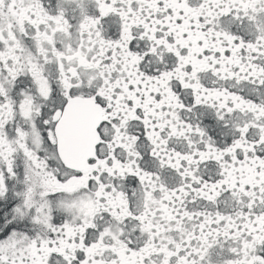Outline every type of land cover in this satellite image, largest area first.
I'll return each instance as SVG.
<instances>
[{"label":"snow or ice","instance_id":"6c2138e0","mask_svg":"<svg viewBox=\"0 0 264 264\" xmlns=\"http://www.w3.org/2000/svg\"><path fill=\"white\" fill-rule=\"evenodd\" d=\"M0 264H264V0H0Z\"/></svg>","mask_w":264,"mask_h":264}]
</instances>
